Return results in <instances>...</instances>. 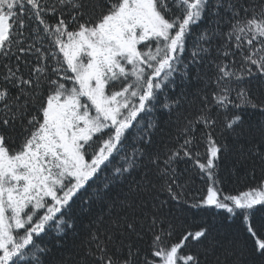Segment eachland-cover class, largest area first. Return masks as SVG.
Instances as JSON below:
<instances>
[{"label":"snow or ice","instance_id":"obj_1","mask_svg":"<svg viewBox=\"0 0 264 264\" xmlns=\"http://www.w3.org/2000/svg\"><path fill=\"white\" fill-rule=\"evenodd\" d=\"M0 264H264V0H0Z\"/></svg>","mask_w":264,"mask_h":264},{"label":"trees","instance_id":"obj_2","mask_svg":"<svg viewBox=\"0 0 264 264\" xmlns=\"http://www.w3.org/2000/svg\"><path fill=\"white\" fill-rule=\"evenodd\" d=\"M185 55H190V50L188 53ZM204 71H211L208 68H204ZM201 85L194 79H189L187 81H184L181 83L179 79H177L175 86H168L164 89V92L159 96V100L161 103L164 100L165 95H167L170 99H175L181 91L185 92L187 94L188 100H191L192 95L196 92L198 88H200ZM192 110V106L188 103L184 105V108L181 110L182 112H187ZM180 113L178 112H169V110H165L157 106L156 111L152 114L157 120L161 126L165 130V132H168L170 130H174L175 128V122H176V117ZM147 120V117H145V121ZM162 134L158 131L155 139H160V136ZM166 138V137H165ZM203 149H201L202 151ZM120 160L119 156L113 157V164H116ZM229 162L227 160L221 162V168L222 171L223 169L229 167ZM179 168L183 171L186 170V174L191 175L194 177V182L192 184V195H198L199 190L202 187H205L204 182L196 175L197 169L195 168L194 162L192 161H186V162H181L179 165ZM251 183V181H247L245 183H240L238 181H235L231 178H228V182L226 184V188L231 191L233 194H238L240 191L246 190V184ZM87 195V194H85ZM79 205L80 201L77 200L75 204H73V207L71 209V215H74L77 217V222H76V232L73 233L72 231H68L67 235L64 234H59L55 232V228L53 227L48 231L47 234H41L42 235V240L38 238V243H48L49 245H52L55 239H62L64 241L65 247L59 250H55L56 255L60 254H66L68 250H70L73 246L74 243H79V240L83 237L85 233V228L84 226L87 224V214H81L79 212ZM204 217L200 214H196L195 216H189L186 222L180 226L178 225V229H185V230H196L198 224L201 222V220ZM238 223V222H237ZM176 239H179V231L177 233ZM195 250V249H193ZM187 251V249H185Z\"/></svg>","mask_w":264,"mask_h":264}]
</instances>
